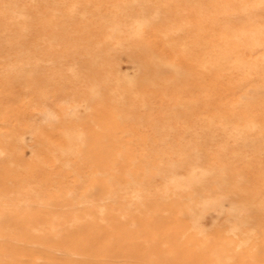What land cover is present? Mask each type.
I'll return each instance as SVG.
<instances>
[{"label":"rangeland","instance_id":"1","mask_svg":"<svg viewBox=\"0 0 264 264\" xmlns=\"http://www.w3.org/2000/svg\"><path fill=\"white\" fill-rule=\"evenodd\" d=\"M94 263L264 264V0H0V264Z\"/></svg>","mask_w":264,"mask_h":264},{"label":"bare ground","instance_id":"2","mask_svg":"<svg viewBox=\"0 0 264 264\" xmlns=\"http://www.w3.org/2000/svg\"><path fill=\"white\" fill-rule=\"evenodd\" d=\"M142 56V55H141ZM143 58H145V56H142ZM154 61H149L148 63H150V64H152V69H154V68H156V65L153 63ZM105 120V119H104ZM94 136V135H93ZM110 137H109V135H107V134H104L103 136L101 135L100 136V139L101 140H105V139H109ZM71 145V144H70ZM78 169L79 170H84V168L83 167H81V165L78 167ZM218 171V169H213V172L215 173V172H217ZM222 172V171H221ZM226 188V187H225ZM198 189H201V188H198ZM234 191V190H233ZM95 193V192H94ZM97 193V192H96ZM240 195V194H239ZM239 195H237V194H232V195H230V197L232 198V200H236V199H240L239 198ZM242 197V196H241ZM245 197V196H244ZM225 198V197H224ZM107 199V198H106ZM247 199H249V198H247ZM225 200V199H224ZM92 201V200H91ZM94 201V200H93ZM50 202V204H59V201H53V200H51V201H49ZM57 204V205H58ZM59 206V205H58ZM57 206V207H58ZM262 213V212H261ZM11 214H7V215H5V213H3V217H8V216H10ZM13 215V214H12ZM13 217V216H12ZM105 251H106V249H105ZM65 254H67V253H65ZM125 260V259H124ZM94 262V261H93ZM95 264V263H94ZM104 264V263H103Z\"/></svg>","mask_w":264,"mask_h":264}]
</instances>
